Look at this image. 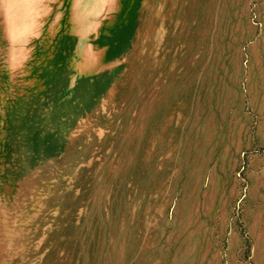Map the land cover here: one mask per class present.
<instances>
[{
	"label": "rangeland",
	"instance_id": "374dc122",
	"mask_svg": "<svg viewBox=\"0 0 264 264\" xmlns=\"http://www.w3.org/2000/svg\"><path fill=\"white\" fill-rule=\"evenodd\" d=\"M90 15L78 54L69 25ZM262 17L264 0H0V264L250 263Z\"/></svg>",
	"mask_w": 264,
	"mask_h": 264
},
{
	"label": "crops",
	"instance_id": "0c3cea01",
	"mask_svg": "<svg viewBox=\"0 0 264 264\" xmlns=\"http://www.w3.org/2000/svg\"><path fill=\"white\" fill-rule=\"evenodd\" d=\"M90 24L87 19L83 18L82 22H74L71 20L69 25L68 34L72 37H78L77 51H79L80 40L84 39V43L87 47V38L91 37L96 30L93 23V17L90 15ZM86 25V31L80 33L78 31L79 25ZM88 24V25H87ZM259 29L252 37H257L253 43V47L263 52L260 54L261 65L264 68V17L259 18ZM72 29H75L72 32ZM157 32V28H155ZM84 34V35H83ZM37 33L26 37H35ZM157 34H153L156 37ZM5 37H8L6 33ZM28 41V40H27ZM83 40H81L82 42ZM26 47V44H25ZM26 52V51H25ZM27 53V52H26ZM258 142L260 144L259 150H255L253 147L251 152L247 155L245 165V191L241 202V229L244 232L245 240L248 242V257L250 263L247 264H264V129H259L257 132ZM236 227L238 225L236 224ZM243 241L238 236L237 230L231 233V249L242 246ZM232 260V259H231ZM228 264H242L240 261L232 260Z\"/></svg>",
	"mask_w": 264,
	"mask_h": 264
},
{
	"label": "bare ground",
	"instance_id": "6f19581e",
	"mask_svg": "<svg viewBox=\"0 0 264 264\" xmlns=\"http://www.w3.org/2000/svg\"><path fill=\"white\" fill-rule=\"evenodd\" d=\"M35 9H36V6H35ZM37 12V11H36ZM27 36V35H26Z\"/></svg>",
	"mask_w": 264,
	"mask_h": 264
}]
</instances>
